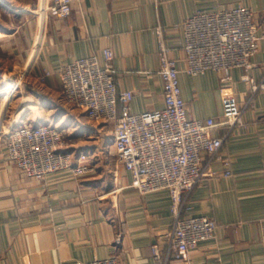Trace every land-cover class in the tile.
I'll use <instances>...</instances> for the list:
<instances>
[{
    "label": "crops",
    "instance_id": "obj_1",
    "mask_svg": "<svg viewBox=\"0 0 264 264\" xmlns=\"http://www.w3.org/2000/svg\"><path fill=\"white\" fill-rule=\"evenodd\" d=\"M46 5L47 0H0V94L16 84L14 92L25 103L7 125L0 109V129L6 133L18 123L38 122L59 127L67 118L68 129L75 132L69 141L81 144L71 152L86 155L94 171L80 179L69 172L30 179L6 160L3 141L0 264H73L111 256L125 264H160L151 245L172 225L168 193L141 194L130 186L129 173L116 159L111 129L90 123L81 111H69L60 102L59 73L66 63L91 54L104 63L103 49L110 48L117 90L133 93L130 110L161 109L158 26L180 71L187 116L219 121L222 97L228 94L242 112L240 125L212 131L224 139L220 155L231 174L223 175V161H212L211 174L188 195L183 212L213 219L215 237L192 249L187 260L171 257L167 264H264V90L252 93L242 80L244 75L262 78L264 38L252 58L253 67L233 69L231 81L224 83L214 71L196 76L183 72L182 34L183 22L197 11L242 5L253 11L257 33L262 35L264 0H76L63 19L49 15ZM45 70L52 74L39 83ZM21 74L22 82H10ZM105 134L106 139L111 137L106 143ZM85 136L88 141L82 143ZM207 157L202 154L204 163Z\"/></svg>",
    "mask_w": 264,
    "mask_h": 264
},
{
    "label": "built area",
    "instance_id": "obj_2",
    "mask_svg": "<svg viewBox=\"0 0 264 264\" xmlns=\"http://www.w3.org/2000/svg\"><path fill=\"white\" fill-rule=\"evenodd\" d=\"M76 0H47L46 11L56 19L70 15ZM159 57L158 74L162 82L164 107L141 113L130 110L133 93L118 91L110 61L113 53L103 49L104 63L97 54L66 63L60 70V102L70 110L81 111L86 119L102 126L112 125L111 136L118 163L131 177V187L141 194L166 191L173 217L170 229L151 245L155 260H187L188 253L215 237L216 223L203 216L184 215L188 195L211 174L210 163L223 161L220 150L224 139L212 135L218 127L229 129L241 124V108L233 95L222 97L219 121L209 117L190 119L181 95L179 69L169 57L162 29H155ZM186 67L183 72L196 76L206 71L220 74L224 83L231 81V71L253 67L252 58L259 49L253 11L238 5L228 9L197 11L182 24ZM45 70L38 77L44 83L51 76ZM252 93L264 90V74L257 81L244 75ZM37 117L34 118L36 120ZM4 157L25 177L43 180L47 176L69 172L80 179L94 171L87 156L76 157L65 147L64 131L49 123H18L4 135ZM206 154L204 163L202 154ZM223 175L231 174L227 162ZM164 248V254L161 252ZM73 264H125L117 257Z\"/></svg>",
    "mask_w": 264,
    "mask_h": 264
},
{
    "label": "rangeland",
    "instance_id": "obj_3",
    "mask_svg": "<svg viewBox=\"0 0 264 264\" xmlns=\"http://www.w3.org/2000/svg\"><path fill=\"white\" fill-rule=\"evenodd\" d=\"M9 58V57H8ZM10 59H8V61H9ZM22 76H23V74H21V75H19V77H16L15 79L14 78H11V81L10 82H13V81H15V80H18V82L20 83V82H22ZM18 85H20V84H18ZM2 86H6V85H2ZM6 89V88H5ZM15 89H17V88H15ZM15 89L13 90V91H15ZM5 91V90H4ZM3 91V92H4ZM17 91V90H16ZM2 98H3V94H0V109H3V116H2V122H4V123H6V125L7 124H10V123H12V121H14V120H16V114H17V111L21 108V107H23L24 105H25V103H23L22 101H23V99H22V95L21 94H18L17 92H13V94H12V96L10 97V99H9V101L5 104V105H3L2 104ZM69 111H71L70 109H69ZM66 119L67 118H63L61 121V123H59V127H60V129H62L63 131H64V138H65V143H66V145H65V147H67L68 145H69V147H70V150H68V151H70L71 152V150H79L80 148H79V145H81V144H77L78 146H76V141L74 140V141H69V140H71L70 139V136H72V135H75L74 133L75 132H73V129L72 128H69L68 129V126L66 125ZM88 121V120H87ZM87 122H86V120H85V124H86ZM91 123V122H90ZM112 126V125H111ZM85 128H86V126H84ZM112 127H110V125L109 126H107L106 128H105V130H107V129H111ZM68 129V130H67ZM2 131V129H0V144L3 142V140H4V135H5V133H3V132H1ZM70 135V136H69ZM106 135L107 134H105L104 135V138H103V141H105V143L106 142H108L110 139H111V137L109 136L110 134H108V139H106L105 137H106ZM106 139V140H105ZM82 140V143H85L84 141H88L87 140V138H86V136L84 137V139L82 138L81 139ZM108 140V141H107ZM84 145H86V144H84ZM86 147V146H85ZM75 155V154H74Z\"/></svg>",
    "mask_w": 264,
    "mask_h": 264
},
{
    "label": "bare ground",
    "instance_id": "obj_4",
    "mask_svg": "<svg viewBox=\"0 0 264 264\" xmlns=\"http://www.w3.org/2000/svg\"><path fill=\"white\" fill-rule=\"evenodd\" d=\"M16 87H17L16 84H10L8 87H6L5 91L3 92V98H2V104L3 105H5L9 101L10 97L12 96V94L14 92L13 90Z\"/></svg>",
    "mask_w": 264,
    "mask_h": 264
}]
</instances>
